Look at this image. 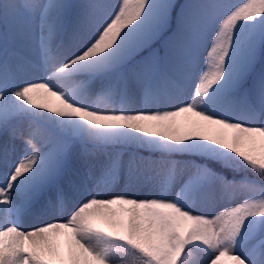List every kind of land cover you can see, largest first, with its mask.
<instances>
[{
    "label": "snow or ice",
    "instance_id": "obj_1",
    "mask_svg": "<svg viewBox=\"0 0 264 264\" xmlns=\"http://www.w3.org/2000/svg\"><path fill=\"white\" fill-rule=\"evenodd\" d=\"M0 264H264V0H0Z\"/></svg>",
    "mask_w": 264,
    "mask_h": 264
},
{
    "label": "rangeland",
    "instance_id": "obj_2",
    "mask_svg": "<svg viewBox=\"0 0 264 264\" xmlns=\"http://www.w3.org/2000/svg\"><path fill=\"white\" fill-rule=\"evenodd\" d=\"M230 2L238 3V2H242V0H230ZM80 78L82 79L83 77H80ZM142 106L143 105H136V107H142ZM117 190H119V189H117ZM132 192H133L134 195L141 196V197H143L144 195L147 194L146 192L138 191V190H132ZM202 214H205V212H203ZM46 219L54 220V219H60V217H49V218H46ZM43 222H44L43 220L36 221V220H34L32 218H27L26 221H25L24 227L27 228V229H31L32 227H35L39 223H43Z\"/></svg>",
    "mask_w": 264,
    "mask_h": 264
},
{
    "label": "trees",
    "instance_id": "obj_3",
    "mask_svg": "<svg viewBox=\"0 0 264 264\" xmlns=\"http://www.w3.org/2000/svg\"><path fill=\"white\" fill-rule=\"evenodd\" d=\"M209 211H211V209H210ZM211 212H212V211H211ZM193 214H198V213H193Z\"/></svg>",
    "mask_w": 264,
    "mask_h": 264
}]
</instances>
